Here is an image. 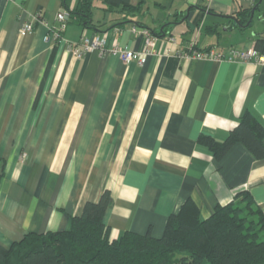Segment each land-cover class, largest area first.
<instances>
[{"label": "crops", "instance_id": "1", "mask_svg": "<svg viewBox=\"0 0 264 264\" xmlns=\"http://www.w3.org/2000/svg\"><path fill=\"white\" fill-rule=\"evenodd\" d=\"M64 1L77 6L0 0V246L68 229L105 189L113 238L162 236L189 199L207 217L246 191L264 212V158L236 143L216 160L197 141L223 140L246 112L264 126V55L254 49L264 0H132V12L92 0L93 28L60 24ZM255 6L247 27L230 19ZM54 29L60 40L44 41ZM93 34L107 36L103 51L69 47ZM188 44L224 58L181 57ZM124 49L143 54L142 64H124ZM233 50L261 60L229 58Z\"/></svg>", "mask_w": 264, "mask_h": 264}, {"label": "trees", "instance_id": "2", "mask_svg": "<svg viewBox=\"0 0 264 264\" xmlns=\"http://www.w3.org/2000/svg\"><path fill=\"white\" fill-rule=\"evenodd\" d=\"M132 12L140 2L102 0ZM62 7L68 20L93 28L92 0H77L75 9L66 1ZM250 10L231 16L235 25H245ZM61 36V35H60ZM58 42V39L55 40ZM254 49L264 55V37L255 39ZM264 126L246 112L227 136L218 141L207 134L198 143L207 146L220 160L236 143L244 145L256 159L264 158ZM3 164H0V181ZM111 192L105 189L98 201H85L79 214L71 217L68 229L24 233L9 247L0 246V264H264V212L244 191L226 204L214 206L207 216L195 201L187 200L178 213L171 214L160 237L124 231L111 237L103 217L111 204Z\"/></svg>", "mask_w": 264, "mask_h": 264}, {"label": "built area", "instance_id": "3", "mask_svg": "<svg viewBox=\"0 0 264 264\" xmlns=\"http://www.w3.org/2000/svg\"><path fill=\"white\" fill-rule=\"evenodd\" d=\"M68 12L62 7L58 10L56 14V20L63 24L68 20ZM33 29V21L26 20L23 22L21 26V30L23 32H29ZM106 37L104 34H93L90 36H82L81 39L73 44H70L69 47L74 49L75 51L79 52V54H84L85 52L92 50V49H98L103 51L105 49V43H106ZM50 39L53 40H60V31L59 30H51L49 31L45 37L44 41H49ZM169 41L174 42L175 39L172 36H169ZM115 50V49H114ZM178 54L181 57H185L188 59H217L221 60L224 58V55L213 49V48H206V49H198L195 48L192 44H188V46H183L180 49H178ZM229 58H239L242 60H251V59H257L261 60L258 55L254 53L252 50H233L230 52ZM121 59L124 64H129L132 61H136L138 64H142L144 60L143 54L135 53L132 50L124 49L121 54Z\"/></svg>", "mask_w": 264, "mask_h": 264}, {"label": "water", "instance_id": "4", "mask_svg": "<svg viewBox=\"0 0 264 264\" xmlns=\"http://www.w3.org/2000/svg\"><path fill=\"white\" fill-rule=\"evenodd\" d=\"M257 6H255L254 8H252L251 10H250V17H249V19H248V22L245 24V25H236L237 27H239V28H245V27H247L251 22H252V19H253V14H254V11H255V8H256Z\"/></svg>", "mask_w": 264, "mask_h": 264}]
</instances>
